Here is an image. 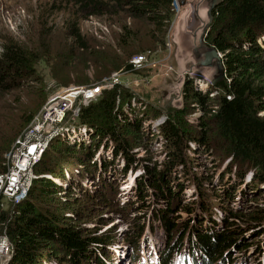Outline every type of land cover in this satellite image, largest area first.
<instances>
[{"label": "trees", "instance_id": "trees-1", "mask_svg": "<svg viewBox=\"0 0 264 264\" xmlns=\"http://www.w3.org/2000/svg\"><path fill=\"white\" fill-rule=\"evenodd\" d=\"M75 4L87 11V17L123 14L130 20L143 21L159 36L155 39L160 44L164 42L172 17V0H75ZM210 16L206 45L221 55L224 69V78L214 83L210 90L219 93H201L185 86L184 100H190L193 111L199 110L202 115L193 127L185 120L190 112L185 107L163 122L160 138L165 143V159L157 166L145 164L146 157L136 159L132 153L133 146L142 136V121L132 117L131 110L125 108L123 112L120 91L104 90L96 103L81 108L78 125L89 128L91 141L84 144L87 138L81 139L78 147L82 145V148L75 157L85 164L93 162L91 168H96L101 184L115 202L118 188L108 189L109 185L103 180L117 173L125 177L129 171L141 168L131 189L130 197L134 200L128 204L124 202V209H121L125 214L150 212L147 223L141 215L133 218L132 232L126 237L125 242L132 251L128 259L132 263L137 260L135 253L145 242L142 238L147 231L146 225L152 227L153 222L159 224L166 240L158 264H188L187 259L180 260L184 241L191 249L190 264L231 261L233 253L249 249L264 252L262 240L242 241L249 231L250 235L255 232L257 238L264 237V208L238 212L225 205L235 200L236 193L241 198L253 194L263 198L264 48L261 42L264 39V0H221L210 10ZM70 31L80 42L77 26L73 25ZM33 70V59L25 50L5 47L0 56V93L18 88L23 79L33 77ZM129 119L133 121L129 122ZM121 121L125 125H121ZM16 134L0 141V173L5 171L2 155L8 152ZM58 144L59 140L54 142L48 158L45 151L36 166L39 169L35 170L39 179L34 181L24 199L15 203L9 212L0 210V228L12 245L7 264H66L64 260H68V264H104L105 260L111 261L108 248L113 238L82 235L70 222L74 215L70 219L62 211L65 203H60L57 198L62 188L57 180L63 172L65 175L70 173L68 181H71L75 171L81 175L84 171L71 169L68 165L56 167L55 158L63 150ZM100 149L109 150L108 160L102 156L97 158L99 161L94 160ZM198 151L203 152L211 164L203 173L189 160V157L200 158ZM68 161L69 165L73 163L72 159ZM116 161L121 163L119 172L118 167L115 168ZM80 181L79 178L74 183ZM212 181L218 186L216 198L205 189L206 183L212 184ZM74 188L82 192L80 185ZM188 188L193 189L196 198L185 202L184 194ZM214 209L225 216L218 229L212 220ZM182 214L188 217L186 221L181 220ZM205 222H208L207 226H204ZM100 249H106L103 256L98 252ZM194 253L199 254V263L195 261Z\"/></svg>", "mask_w": 264, "mask_h": 264}, {"label": "rangeland", "instance_id": "rangeland-1", "mask_svg": "<svg viewBox=\"0 0 264 264\" xmlns=\"http://www.w3.org/2000/svg\"><path fill=\"white\" fill-rule=\"evenodd\" d=\"M211 1L172 0L171 23L163 37L164 42L160 44L155 39L159 36L145 22L130 20L123 14L87 17V11L81 10L75 0H0V56L5 47H20L32 57L34 69L33 77L23 79L18 88L0 93V141L9 139L12 133H17L8 152L2 155L4 165L5 157L14 142L36 116L42 115L50 99L60 100L65 91L74 87L108 86L106 91L117 89L123 94V104L120 101L123 112L126 109L131 110L132 117H138L142 121V136L133 146L132 153L136 159L146 157L145 164L157 166L165 159V143L160 138L163 122L185 107L190 111L185 120L193 127L198 124V118L202 115L199 110L193 111L194 105L190 104V100H184L187 93L185 86L201 93L210 91L211 95H216L218 91L210 90L213 89V82L224 78L222 63L218 66L217 61L212 60L210 65H201L204 53L210 51L206 45L205 34L211 23L208 16ZM73 25L78 28L80 42L71 35ZM261 47L264 48V39ZM136 60L139 65L133 64ZM197 76L202 79H197ZM102 94L103 92L84 102L82 97H78L76 102L71 103L64 119L59 123L62 126V135L51 138L47 144V158L55 141L59 140L58 145L63 149L55 158L56 167L68 165L71 169L84 171L82 175L75 171L74 177L78 178L72 177L71 181H68L70 173L65 175L63 172L61 179L56 178L62 185L57 198L60 203H65L62 211L67 213L66 216L70 218L74 215L70 222L82 235L113 238L108 248L111 261L105 260L104 264H156L154 257L166 244L164 233L157 222H153L152 227L146 225L147 243L141 245L139 255L135 253L137 260L133 263L128 259L131 251L125 242L127 235L132 232L135 218L141 215L145 223L150 219L149 211L145 214L132 211L125 214L121 210L124 209V202L128 204L134 200L130 197L128 186L134 176L140 175L141 168L138 167L134 172L129 171L125 177L117 173L116 176L103 180L109 185L108 189L118 188L115 202V198L108 195V190L101 184L95 173L96 168H91L93 162L85 164L75 157L82 148V145L78 147L80 140L87 138L84 144L91 141L89 128L78 125L81 108L96 103ZM131 121L133 119H129ZM123 124L121 121V125ZM124 134L126 137L125 131ZM100 156L108 160L109 150L104 152L100 149L94 160L99 161L97 158ZM197 156L200 158L188 157L192 166H199L203 173L211 167L207 162L209 158L201 151L197 152ZM69 159L73 160L71 165ZM117 167L119 172L121 163L118 161L115 162V168ZM38 169L39 167L35 170ZM249 176L248 174L247 177ZM79 178L80 183L75 184ZM112 179L116 181L113 182ZM77 185L81 186L82 192L74 188ZM205 189L213 198L218 196L215 182L206 183ZM184 195L185 202L196 198L190 188L185 190ZM235 195L237 197L233 202L225 204L229 209L252 212L264 208L263 191V198L256 194L243 198L237 193ZM0 197V210L9 212L15 202L3 195ZM195 213L206 218L199 211ZM214 213L212 220L219 224L225 216L218 209H214ZM181 216L182 221L188 219L185 214ZM249 233L250 231L242 241L254 243L262 240L264 243V237L257 238L255 232L251 235ZM0 245H3L2 252L6 253L0 256V264H7L12 245L1 228ZM105 250L100 249L98 252L103 256ZM190 252L191 249L184 241L180 260L187 259L190 264ZM194 256L197 257V253ZM63 262L68 264V260ZM216 264H264V252L257 253L256 250L249 249L247 252L233 253L231 261L225 260Z\"/></svg>", "mask_w": 264, "mask_h": 264}, {"label": "built area", "instance_id": "built-area-1", "mask_svg": "<svg viewBox=\"0 0 264 264\" xmlns=\"http://www.w3.org/2000/svg\"><path fill=\"white\" fill-rule=\"evenodd\" d=\"M133 64L139 65V61H133ZM107 87H74L65 91L60 100L50 99L42 115L34 118L6 155L5 171L0 173V195L15 203L25 197L37 179L35 169L43 158L48 142L51 138L62 135L59 123L64 119L71 103L76 102L78 97H82L83 102L91 100ZM45 178L52 179L49 176ZM2 246L0 245L1 257L6 254L2 252Z\"/></svg>", "mask_w": 264, "mask_h": 264}, {"label": "water", "instance_id": "water-1", "mask_svg": "<svg viewBox=\"0 0 264 264\" xmlns=\"http://www.w3.org/2000/svg\"><path fill=\"white\" fill-rule=\"evenodd\" d=\"M182 2V0H180ZM221 0H212L211 1V6H210V9H209V12H208V16H209V22L211 21V17H210V10L215 7ZM220 54L213 50V49H210V51L204 53L203 55V61L201 63V65H204V66H207V65H210L211 61L212 60H215L217 61V65L220 66V64L222 63L221 62V58L219 56ZM197 79H202L201 76H197ZM215 82H213L214 84Z\"/></svg>", "mask_w": 264, "mask_h": 264}, {"label": "flooded vegetation", "instance_id": "flooded-vegetation-1", "mask_svg": "<svg viewBox=\"0 0 264 264\" xmlns=\"http://www.w3.org/2000/svg\"><path fill=\"white\" fill-rule=\"evenodd\" d=\"M182 2H183V0H182Z\"/></svg>", "mask_w": 264, "mask_h": 264}, {"label": "bare ground", "instance_id": "bare-ground-1", "mask_svg": "<svg viewBox=\"0 0 264 264\" xmlns=\"http://www.w3.org/2000/svg\"><path fill=\"white\" fill-rule=\"evenodd\" d=\"M42 160V159H41Z\"/></svg>", "mask_w": 264, "mask_h": 264}]
</instances>
